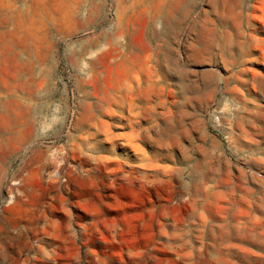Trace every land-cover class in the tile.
Instances as JSON below:
<instances>
[{"label": "rangeland", "instance_id": "374dc122", "mask_svg": "<svg viewBox=\"0 0 264 264\" xmlns=\"http://www.w3.org/2000/svg\"><path fill=\"white\" fill-rule=\"evenodd\" d=\"M0 264H264V0H0Z\"/></svg>", "mask_w": 264, "mask_h": 264}, {"label": "bare ground", "instance_id": "6f19581e", "mask_svg": "<svg viewBox=\"0 0 264 264\" xmlns=\"http://www.w3.org/2000/svg\"><path fill=\"white\" fill-rule=\"evenodd\" d=\"M239 1V0H238ZM32 8V7H31ZM25 15V14H24ZM46 16V15H45ZM219 34H221V33H219ZM229 47V46H228ZM223 49H224V47H223ZM220 51V50H219Z\"/></svg>", "mask_w": 264, "mask_h": 264}]
</instances>
